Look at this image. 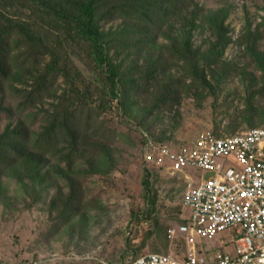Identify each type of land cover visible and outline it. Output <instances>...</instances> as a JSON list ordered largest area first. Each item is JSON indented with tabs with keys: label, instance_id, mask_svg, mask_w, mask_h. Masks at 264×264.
<instances>
[{
	"label": "rangeland",
	"instance_id": "1",
	"mask_svg": "<svg viewBox=\"0 0 264 264\" xmlns=\"http://www.w3.org/2000/svg\"><path fill=\"white\" fill-rule=\"evenodd\" d=\"M73 1L0 0V24L12 27L0 134L22 125L34 141L66 119L36 157L40 168L19 159L0 170V264L183 257L192 244L177 229L189 182L154 148L264 129V0H167L172 8L148 33L116 9L119 0H95L117 67L114 94L91 43L62 17ZM229 239L193 244L216 249Z\"/></svg>",
	"mask_w": 264,
	"mask_h": 264
},
{
	"label": "built area",
	"instance_id": "2",
	"mask_svg": "<svg viewBox=\"0 0 264 264\" xmlns=\"http://www.w3.org/2000/svg\"><path fill=\"white\" fill-rule=\"evenodd\" d=\"M154 150L172 175L184 174L189 182L181 200L188 214L177 233L192 245L183 257L149 253L124 264H264V129L221 137L207 133L189 148ZM190 171L201 175L194 180ZM225 232L231 239L220 246L231 249H197L193 244L196 239H221Z\"/></svg>",
	"mask_w": 264,
	"mask_h": 264
},
{
	"label": "trees",
	"instance_id": "3",
	"mask_svg": "<svg viewBox=\"0 0 264 264\" xmlns=\"http://www.w3.org/2000/svg\"><path fill=\"white\" fill-rule=\"evenodd\" d=\"M73 2L75 6V10H73L74 14L63 13L62 17L67 21L74 22L79 35L91 43L97 66L99 68H107V79L110 84L111 94H114L117 85L115 81L117 67L112 63L109 55L105 53V44L102 42L104 35L97 28L95 15L99 7L95 4V0H74ZM168 2L167 0H119V6L116 9L125 16L131 15L130 17H134L138 24L144 26V32L148 33V27H158L159 21L162 20L161 15L167 13L172 8L171 2L169 4ZM167 4L169 6L168 9H166L168 7ZM162 9L165 11L162 12ZM11 31V24L8 26L0 24V79L5 78L9 73L8 69L10 66L8 65V59H11L9 42L11 40ZM190 49L187 47V51H190ZM48 67L53 68L54 64ZM1 101L0 111H6ZM65 124L66 119L64 118H59V120L58 118L56 120L54 119L52 124H48L43 128L41 133L36 135L34 141L29 140L28 131L22 125L11 130H5L0 134V170L14 167L19 159H22L23 164L31 160V171L40 168L41 161L37 158L43 155V146L47 142L52 141V137L55 136L58 128Z\"/></svg>",
	"mask_w": 264,
	"mask_h": 264
}]
</instances>
